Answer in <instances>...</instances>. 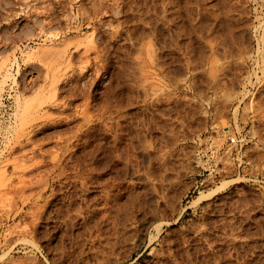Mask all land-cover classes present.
Masks as SVG:
<instances>
[{"label":"rangeland","instance_id":"obj_1","mask_svg":"<svg viewBox=\"0 0 264 264\" xmlns=\"http://www.w3.org/2000/svg\"><path fill=\"white\" fill-rule=\"evenodd\" d=\"M194 263L264 264V0H0V264Z\"/></svg>","mask_w":264,"mask_h":264},{"label":"bare ground","instance_id":"obj_2","mask_svg":"<svg viewBox=\"0 0 264 264\" xmlns=\"http://www.w3.org/2000/svg\"><path fill=\"white\" fill-rule=\"evenodd\" d=\"M28 3V2H27ZM51 6V5H50ZM167 6V5H166ZM98 8V7H97ZM108 8V7H107ZM176 12H178V11H176ZM15 14V13H14ZM5 17V16H4ZM204 25V24H203ZM66 28V27H65ZM66 30V29H65ZM184 30V29H183ZM177 33V32H176ZM118 34V33H117ZM110 35V34H109ZM58 36V35H57ZM112 36V35H111ZM179 36V35H178ZM138 38V37H137ZM166 38V37H165ZM196 38V37H195ZM199 38V37H198ZM171 39V38H170ZM110 40V39H109ZM138 40H139V38H138ZM169 40V39H168ZM141 46V45H140ZM149 46V45H148ZM148 46H147V48H148ZM50 49V48H49ZM52 49H53V47H52ZM55 49V48H54ZM122 49V48H121ZM43 50V49H42ZM64 52V51H63ZM43 53V52H42ZM62 53V52H61ZM60 53V54H61ZM138 53V52H137ZM140 54V53H139ZM46 55V54H45ZM80 55V54H79ZM248 55V54H247ZM53 56V55H52ZM136 56V55H135ZM57 57V56H56ZM136 58V57H135ZM54 60H55V58H54ZM57 60V59H56ZM138 60V59H137ZM150 61V60H149ZM214 61V60H213ZM133 62V61H132ZM190 62V61H189ZM142 63V62H141ZM202 63V62H201ZM186 64V63H185ZM137 65V64H136ZM139 65V64H138ZM213 65V64H212ZM136 67V66H135ZM43 68V67H42ZM44 69V68H43ZM75 71V70H74ZM147 71V70H146ZM168 72V71H167ZM170 74V73H169ZM216 74V73H215ZM126 76V75H125ZM142 76V75H141ZM136 77V76H135ZM126 79V78H125ZM206 79V78H205ZM137 82V81H136ZM172 82V81H171ZM72 83V82H71ZM142 83V82H141ZM127 84H128V82H127ZM136 84V83H135ZM191 85V84H190ZM217 85V84H216ZM195 86V85H194ZM181 88V87H180ZM69 92V91H68ZM205 93V92H204ZM79 95V94H78ZM227 96H229V95H227ZM224 97H225V95H224ZM229 98V97H228ZM230 99V98H229ZM56 104H57V102H55ZM55 109V108H54ZM235 111V110H234ZM47 112V111H46ZM46 116H48V115H46ZM45 116V117H46ZM67 116V115H66ZM116 116V115H115ZM49 117H51V116H49ZM71 117V116H70ZM123 117V116H122ZM48 118V117H47ZM87 118V117H86ZM108 118V117H107ZM22 119H24V118H22ZM91 119V118H90ZM88 120V119H87ZM108 120V119H107ZM150 121V120H149ZM49 122V121H48ZM87 122V121H86ZM83 124V123H82ZM119 125V124H118ZM125 126V125H124ZM121 128V127H120ZM145 128V127H144ZM122 130V129H121ZM18 131V130H17ZM71 131V130H70ZM169 133V132H168ZM71 134V133H70ZM84 134V133H83ZM61 137V136H60ZM109 137V136H108ZM80 138V137H79ZM58 141V140H57ZM82 142V141H81ZM85 142V141H84ZM94 142V141H93ZM149 142V141H148ZM29 144V143H28ZM31 144V143H30ZM144 144V143H143ZM56 145V144H55ZM61 145V144H60ZM113 145V144H112ZM146 145V144H145ZM32 146V145H31ZM83 146V145H82ZM95 147V146H94ZM150 147V146H149ZM142 148V147H141ZM145 148V147H144ZM74 150V149H73ZM57 151V150H56ZM66 151V150H65ZM40 152V151H39ZM146 152V151H145ZM62 153V152H61ZM78 153V152H77ZM92 153V152H91ZM55 154V153H54ZM63 154H64V152H63ZM117 155V154H116ZM87 156V155H86ZM146 156V155H145ZM57 157V156H56ZM69 157V156H68ZM31 158V157H30ZM12 160V159H11ZM14 160V159H13ZM42 160V159H41ZM120 160V159H119ZM55 161V160H54ZM93 162V161H92ZM54 163V162H53ZM130 164V163H129ZM135 164V163H134ZM55 165V164H54ZM39 170V169H38ZM31 174V173H30ZM49 174V173H48ZM55 174V173H54ZM161 176V175H160ZM40 178V177H39ZM46 178V177H45ZM145 178V177H144ZM72 179V178H71ZM90 179V178H89ZM36 180V179H35ZM40 180V179H39ZM151 180V179H150ZM38 181V180H37ZM135 181V180H134ZM131 182V181H130ZM230 182V181H229ZM102 183V182H101ZM146 183V182H145ZM228 183V182H227ZM227 183H225V184H227ZM23 184V183H22ZM160 185V184H159ZM28 186V185H27ZM84 186V185H83ZM119 186V185H118ZM20 187V186H19ZM23 187H24V185H23ZM152 188V187H151ZM122 189V188H121ZM153 189V188H152ZM220 188L218 187V190H219ZM34 191V190H33ZM149 193V192H148ZM156 193V192H155ZM114 194V193H113ZM132 199V198H131ZM153 199V198H152ZM137 200V199H136ZM135 202V201H134ZM25 203V202H24ZM112 205V204H111ZM108 206V205H107ZM109 207V206H108ZM38 208V207H37ZM106 208V207H105ZM110 208V207H109ZM39 211V210H38ZM131 211V210H130ZM16 214V213H15ZM161 216H163V215H161ZM23 217V216H22ZM33 218H34V216H33ZM91 218V217H90ZM134 218V217H133ZM249 220V219H248ZM28 222V221H27ZM159 224V223H158ZM203 228V227H202ZM31 235V234H30ZM143 238V237H142ZM149 240V239H148ZM154 240V239H153ZM24 242V241H23ZM150 242V241H149ZM258 246V245H257ZM34 248V247H33ZM104 249V248H103ZM210 249V248H209ZM112 250V249H111ZM104 253V252H103ZM2 258V257H1ZM189 258V257H188ZM30 260V259H29ZM17 261V260H16ZM109 262V261H108ZM12 263H14V262H12ZM195 264V263H194Z\"/></svg>","mask_w":264,"mask_h":264},{"label":"built area","instance_id":"obj_3","mask_svg":"<svg viewBox=\"0 0 264 264\" xmlns=\"http://www.w3.org/2000/svg\"><path fill=\"white\" fill-rule=\"evenodd\" d=\"M243 140L237 138H230L225 145L221 148L222 156L230 155L237 149L240 150L243 147Z\"/></svg>","mask_w":264,"mask_h":264}]
</instances>
